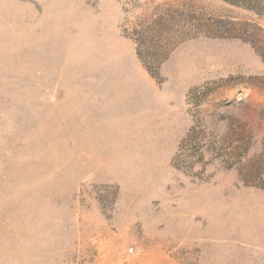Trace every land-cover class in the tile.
<instances>
[{"label":"rangeland","instance_id":"374dc122","mask_svg":"<svg viewBox=\"0 0 264 264\" xmlns=\"http://www.w3.org/2000/svg\"><path fill=\"white\" fill-rule=\"evenodd\" d=\"M0 264H264V0H0Z\"/></svg>","mask_w":264,"mask_h":264}]
</instances>
